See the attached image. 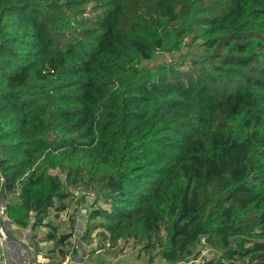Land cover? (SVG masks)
Here are the masks:
<instances>
[{
  "label": "trees",
  "instance_id": "obj_1",
  "mask_svg": "<svg viewBox=\"0 0 264 264\" xmlns=\"http://www.w3.org/2000/svg\"><path fill=\"white\" fill-rule=\"evenodd\" d=\"M159 51L180 54L139 65ZM50 169L102 181L111 246L264 264V0H0L2 219L34 253L40 227L71 236L45 221L68 194ZM201 237L218 258H187Z\"/></svg>",
  "mask_w": 264,
  "mask_h": 264
},
{
  "label": "rangeland",
  "instance_id": "obj_2",
  "mask_svg": "<svg viewBox=\"0 0 264 264\" xmlns=\"http://www.w3.org/2000/svg\"><path fill=\"white\" fill-rule=\"evenodd\" d=\"M188 42V40H186ZM190 55H198L202 52L200 41H196L188 45ZM180 52L168 53L159 51L151 60H141L139 65L153 67L172 57H177ZM51 174H57L64 183V191L68 194L60 200L55 199V204L49 209L46 220L49 225L54 226L56 236L63 235L72 231L75 223V218L79 217L78 231L72 237L74 242L69 243L67 251H72V256L78 254L69 264H166L159 254L158 243L150 248H143V242H135L131 239L119 240L115 245L111 246L108 243L107 236L100 226L101 218L91 220L89 212L92 208L101 206L107 207V192L102 186V181L96 178H91L86 171L76 177L66 178V173L59 169H50ZM94 193V197H88V194ZM11 195L1 197L0 200V264H27L28 254L27 247L30 246V237L32 228L26 230L18 228L14 230L13 224L2 217L5 213V203L10 201ZM61 205H65L61 208ZM58 208V209H57ZM3 224L13 226L5 229L8 233H4ZM99 225V226H98ZM50 226H43L35 232L37 243H40L39 255L42 253H53V257L62 258V246L58 240L42 241V237L47 231H50ZM76 230V229H75ZM161 241H164V230L160 231ZM66 242L62 245L65 246ZM83 247V248H82ZM66 249V248H65ZM221 250L215 245L214 241H208L205 237H201L191 246V254L188 259L196 257V260L218 258ZM83 256L81 257V254ZM32 264H37L36 260ZM48 255V254H47ZM82 258V263L79 260ZM99 260L101 261L99 262ZM45 261V260H44ZM42 264L45 262H41ZM60 264V262H58Z\"/></svg>",
  "mask_w": 264,
  "mask_h": 264
},
{
  "label": "crops",
  "instance_id": "obj_3",
  "mask_svg": "<svg viewBox=\"0 0 264 264\" xmlns=\"http://www.w3.org/2000/svg\"><path fill=\"white\" fill-rule=\"evenodd\" d=\"M47 222V221H46ZM11 224H13V223H11ZM4 226H6V227H11L12 229H13V226H14V228L15 227H18V226H16L15 224H13V226H9L8 224H6V225H4ZM18 228H15L14 230H17ZM78 231V230H77ZM35 240L37 241V239L35 238ZM68 242L69 241V238H67L66 240H65V242ZM44 242V241H43ZM66 242V245L65 246H63V245H61L62 247V250H64V251H66V255L65 256H63V254H62V258H61V256H60V258H57V257H53V253H51V255H50V253H42V254H38L39 252V247H41L40 246V243L38 244L37 243V247H38V251H37V253H34L33 252V249H32V246H31V244H30V246H28L27 247V249H28V261H27V264H32V261H34L35 259H36V257H37V254L39 255V258L36 260V262H37V264H42L41 262H45V263H43V264H58V262H60V264H69V262H71V261H73L74 260V258L75 257H77L78 256V254L76 253V254H74L73 256H72V251H67V249H68V247L70 246L69 245V243H67ZM66 248V249H65ZM83 248V247H82ZM30 252V253H29ZM48 254V255H47ZM83 256V253L81 254V257ZM81 257H79V260H80V262L82 263V258ZM45 260V261H44ZM101 260H99V262H100ZM101 263H102V261H101ZM86 264H88V263H86Z\"/></svg>",
  "mask_w": 264,
  "mask_h": 264
},
{
  "label": "built area",
  "instance_id": "obj_4",
  "mask_svg": "<svg viewBox=\"0 0 264 264\" xmlns=\"http://www.w3.org/2000/svg\"><path fill=\"white\" fill-rule=\"evenodd\" d=\"M88 197L93 198L94 197V193L90 192L88 194ZM78 224H79V217H76L75 218L74 227H73L72 231H70L71 236L69 237V241H71V242H74V238L72 239V237L76 234V231L78 229Z\"/></svg>",
  "mask_w": 264,
  "mask_h": 264
}]
</instances>
